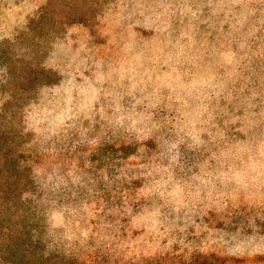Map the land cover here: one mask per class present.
I'll return each mask as SVG.
<instances>
[{
  "label": "clouds",
  "instance_id": "clouds-1",
  "mask_svg": "<svg viewBox=\"0 0 264 264\" xmlns=\"http://www.w3.org/2000/svg\"><path fill=\"white\" fill-rule=\"evenodd\" d=\"M0 264H264V0H0Z\"/></svg>",
  "mask_w": 264,
  "mask_h": 264
}]
</instances>
